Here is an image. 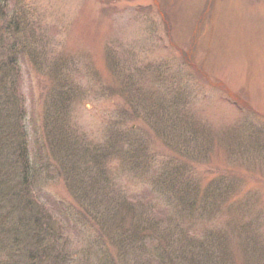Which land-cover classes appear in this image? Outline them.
Masks as SVG:
<instances>
[{
    "label": "rangeland",
    "instance_id": "1",
    "mask_svg": "<svg viewBox=\"0 0 264 264\" xmlns=\"http://www.w3.org/2000/svg\"><path fill=\"white\" fill-rule=\"evenodd\" d=\"M13 1L30 6L29 21L38 37L27 39L30 51L42 48L46 63L41 70L30 61L31 57L18 59L22 69L18 94L26 110L32 166L34 172H40L32 189L49 209L53 201L66 203L73 208L74 218L80 216L73 221L74 229L68 234L75 260L81 264L86 261L106 264L96 249L100 237L109 239L106 249L110 248L114 254L121 253L120 244L124 252L130 247L120 241L118 233L111 231L116 227L102 231L95 218L79 210L77 199L62 179L63 175L71 176L62 155L56 154V159H50V150L44 145L41 159L51 167L55 165L57 171L53 169L49 174L43 171L45 164H39L34 158L36 134L42 135V129L49 126L50 113L55 111L51 109L46 115L51 89L64 84L63 80H67L68 91L76 92L70 105V137H83L89 144L102 146L116 127L140 130L148 134L159 154L154 165L156 170L171 161L174 168H179L178 163L187 167L183 171L188 174L173 170L172 182L176 181L179 187L189 182L206 194L216 180H219L216 189L224 184L226 190L228 184L229 192L216 206L218 212L208 227L217 232L227 229L228 247L219 251L213 261L264 264V0ZM238 99L245 104L238 105ZM155 102L173 105L175 123L182 118L191 121L194 114L199 117V125L205 124L208 128L199 127L203 137L199 148L204 149V154L202 159L194 156L199 163L192 168L184 164L181 152L172 151L171 142L160 135V127L158 133L150 126L152 118L143 108ZM60 145V148L65 146L62 141ZM189 149L185 159L191 164L195 147ZM109 174L117 176L111 180L114 187L121 194H128L127 207L118 209L136 211L133 215L121 212L119 218L125 216L127 228L134 221L140 228L150 215L158 228L150 229L147 222L144 229L147 236L151 234L157 239L154 245L168 248L166 241H172L179 248L184 246L187 239L182 243L180 234L165 241L167 234L170 239L176 228L182 226L179 224L182 219L173 216L170 203L157 201L159 195L152 194L151 199H146L150 185H142V180L133 172L112 170ZM111 203L101 205L104 211L117 209L111 208ZM150 206L157 207L152 211ZM239 224L248 229L244 234L233 231ZM202 236H198L201 241ZM151 243L153 240L148 242ZM200 250L196 257H201ZM164 251L156 254L160 257L164 254L161 258L167 259L166 262L159 258L158 262L153 261L152 256L146 251L140 252L138 247L132 253L121 255L129 264H191V259L181 257V252L171 251V256L168 249ZM203 254L204 264H209L210 250ZM11 256L8 249L0 264H15ZM119 258L116 254L117 261Z\"/></svg>",
    "mask_w": 264,
    "mask_h": 264
},
{
    "label": "trees",
    "instance_id": "2",
    "mask_svg": "<svg viewBox=\"0 0 264 264\" xmlns=\"http://www.w3.org/2000/svg\"><path fill=\"white\" fill-rule=\"evenodd\" d=\"M29 8L30 6L25 2L0 0V258L8 254L9 249L12 262L15 264H81L73 257L75 252L69 246L70 236L68 235L70 230L74 229L72 228L75 226L73 221L80 216L76 215L74 218L73 208L66 203L62 205L53 201V207L49 209L50 207L41 201L42 199L35 195V190L32 189L34 180L40 172H34L32 166V153L25 125L26 110L23 101L20 104L18 94V91L21 92L22 71L18 59L23 56L31 57L30 61L38 65L41 70V66L44 68L46 63L43 62L42 48L36 49L37 52L30 51L29 46L31 45L27 39L36 37V33L29 21ZM36 38L38 39V37ZM45 71L47 72L46 67ZM61 81L62 79L56 83L59 84L58 82ZM63 81L64 84L51 89V100L48 101L46 115L51 112V109H55V111L50 113L49 126L42 129V135L36 134L37 141L34 143L37 152H34V158L40 161L39 164H45L41 159L45 144L50 150L48 155L50 159H56V154L62 155L63 163L66 164L68 174L71 175L70 177L63 175L62 179L66 182L70 193L77 199L79 210L83 214L87 212V216L90 218H95V222L102 231L106 227H116L111 231L118 233L121 236L120 241H124V244L130 247L124 252L123 246L120 244L118 251L121 253L114 254L110 248L106 249V245L110 243L109 239L105 238L104 240L103 238L102 240L100 237V240H97L99 245L96 249L104 256L102 257L103 263L129 264L126 259H122L121 254L132 253L133 248L138 247L140 252L145 254L146 251L149 257L152 256V260L155 262H158V258L159 261L163 259L166 262L167 259L161 258L164 254L161 253L160 257L156 253L164 250L166 252L168 249L170 254L171 251L181 252V257L190 258L191 264H204L203 261L206 257L203 252L206 253L210 250L209 264H216L217 261H213L214 256L223 248L227 249L229 240L227 234L229 232L227 229L217 232L209 230L208 227H210V219L213 221L214 215L218 212L216 206L219 205L222 198H226V193L229 192L228 184H226V190L224 184L216 189L215 186L219 180L214 181L209 189L211 191L206 193L207 195L199 187L194 188L189 182L180 184L179 187L176 181L172 182L174 171L179 170L188 174L183 171V168L187 167L178 163L179 168H174L170 156H168L167 159H170L171 162L161 164V167L156 170L154 165L160 158L159 154L155 152V146L150 142L148 134L145 135L140 130L137 132L131 128L130 131H127L116 127L109 140L102 146L89 144L83 137H70V105L76 92L68 91L65 88L68 85L67 80ZM227 92L237 98L230 90ZM241 100L238 99V103H236L244 105L245 102L243 103ZM181 103L182 101L179 102V105ZM246 107L249 108V104H246ZM143 109L145 114L152 118L150 124L152 129H156L158 133V129L161 131L160 135L165 138V141L171 142L169 145L172 146V151L183 154V162L186 166L192 168L195 163H199L194 157L202 159V154H204V149L199 148L203 138L199 127L200 125L206 127L205 124L200 123L199 125V117L191 114V121L182 118L175 123L176 113L173 112V105L167 106L165 103L162 105L155 102L149 103ZM138 117L144 119L143 116L138 115ZM202 129L205 130V128ZM167 130L168 134H166ZM150 137L153 139L152 135ZM61 141L65 145L64 148H60ZM189 147L192 150L195 147V152L191 153V164L186 160L185 154L190 152ZM66 166L63 168L65 169ZM171 166L172 168H170ZM53 169H55V165L51 167L45 164L43 171H47L49 174ZM112 170L133 172V175L139 171L134 176L142 180V185L149 184V188H151L147 190L145 198L149 199L152 194L155 197L159 195L156 198L157 201L161 199L162 202L166 201L172 205L173 216L175 219H182L179 221L180 223L178 222L182 226H178L174 233L171 232L170 239L167 234L165 241L175 239L176 235L180 234V237H183L182 243L187 239L184 246L182 244L179 248V246L172 245V241H166L168 248H164L162 244L160 247L154 245L157 239L153 238L151 234L147 236V231L144 229L147 227V222L150 229L158 228L157 223L152 220L150 215L145 223L140 224V228L136 221L130 228L126 227L125 216L123 219L119 218L122 215L121 212L125 210L122 211L118 208L127 207L129 198L127 193L121 194L118 188L114 187L111 180L116 175L109 174ZM81 179H83L82 185ZM169 188H174V191H169ZM247 199L252 198L247 197ZM107 201L112 202L111 208H117L114 209V212L104 211L101 205ZM155 207L157 206H150L152 211ZM97 208L99 209L97 210ZM125 212L129 215L136 213L134 210ZM118 219L122 220L118 221ZM147 230L149 229L147 228ZM247 230L245 225L239 224L233 231L238 233L243 231L244 234ZM200 234H203L202 241L198 238ZM152 240L153 243L148 244ZM137 244L142 245L137 246ZM205 246L208 250L205 249ZM158 247L160 249L156 251ZM175 247L179 249L172 250ZM199 249H201V257H196ZM190 253L193 255L191 256ZM116 254L120 256L119 261L116 260ZM220 261L222 260L220 259ZM222 262H226V260L224 259ZM86 264H90V262L86 261Z\"/></svg>",
    "mask_w": 264,
    "mask_h": 264
}]
</instances>
